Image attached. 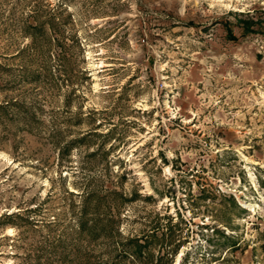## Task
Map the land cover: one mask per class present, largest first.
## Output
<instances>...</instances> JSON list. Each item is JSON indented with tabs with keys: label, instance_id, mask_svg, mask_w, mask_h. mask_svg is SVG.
Listing matches in <instances>:
<instances>
[{
	"label": "rangeland",
	"instance_id": "obj_1",
	"mask_svg": "<svg viewBox=\"0 0 264 264\" xmlns=\"http://www.w3.org/2000/svg\"><path fill=\"white\" fill-rule=\"evenodd\" d=\"M264 0H0V264H264Z\"/></svg>",
	"mask_w": 264,
	"mask_h": 264
},
{
	"label": "trees",
	"instance_id": "obj_2",
	"mask_svg": "<svg viewBox=\"0 0 264 264\" xmlns=\"http://www.w3.org/2000/svg\"><path fill=\"white\" fill-rule=\"evenodd\" d=\"M263 248H264V244H263Z\"/></svg>",
	"mask_w": 264,
	"mask_h": 264
}]
</instances>
